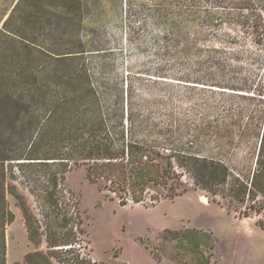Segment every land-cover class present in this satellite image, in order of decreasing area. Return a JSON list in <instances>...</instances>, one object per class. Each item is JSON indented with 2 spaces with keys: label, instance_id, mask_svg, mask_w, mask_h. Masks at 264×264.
<instances>
[{
  "label": "rangeland",
  "instance_id": "rangeland-1",
  "mask_svg": "<svg viewBox=\"0 0 264 264\" xmlns=\"http://www.w3.org/2000/svg\"><path fill=\"white\" fill-rule=\"evenodd\" d=\"M236 1L0 0V30L5 24L13 30L20 57L32 42L56 53L85 50L95 85L111 93L122 90L125 126L128 110L135 140L173 155L180 182L171 186L175 196L154 202L152 197L170 186L150 184L143 201L135 203L90 177L83 163H70L64 180L47 187L28 186L15 164H5L6 202L14 216L4 231L5 264H64L50 256L46 238L61 240L63 232L77 227L70 238L75 252L99 264H264V196L255 190L244 204L230 203L180 166L189 154L222 158L251 152L245 144L242 152L224 148L214 136L227 118L236 119L237 109H243V122L259 121L264 111V44L227 25L225 15L235 11ZM152 15L183 16L190 52L177 55L171 35L164 39L169 24L155 23ZM214 47L219 50L210 61L206 51ZM232 67L234 72L222 70ZM218 86L241 89L248 99ZM254 163L250 159L243 167L250 177ZM60 167L48 168L59 178ZM34 188L37 194L50 190L62 205L60 213L45 197L36 198Z\"/></svg>",
  "mask_w": 264,
  "mask_h": 264
},
{
  "label": "trees",
  "instance_id": "trees-1",
  "mask_svg": "<svg viewBox=\"0 0 264 264\" xmlns=\"http://www.w3.org/2000/svg\"><path fill=\"white\" fill-rule=\"evenodd\" d=\"M236 3L235 11L225 15L229 18L227 25L237 27L254 42L264 44V0H239ZM182 17L152 15L155 23L169 24L164 39L168 40L171 35L177 55L190 52L189 44L184 43L187 36L183 33ZM205 20L210 21L208 17ZM5 25L6 28L0 30V264H5V226L14 218L6 202L5 164H15V171L22 172L28 186H56L64 180V172L70 163H83L90 177L99 179L115 194L120 191L129 194L135 203L143 201L142 192L150 184L170 186L165 194L152 197L153 202L178 193L171 188L180 183L171 162L174 156L162 154L154 146L135 140L129 127L131 115L128 110L126 126L124 123L122 90L111 93L107 89H98L84 59L85 50L67 48L66 52L56 53L55 48L32 42L25 45V58H21V47L14 44L15 33ZM218 50L214 47L206 51L210 61ZM235 69L222 68L230 72ZM218 87L232 91V97L248 99L247 93L242 94V90L234 86ZM126 94L129 97V92ZM234 116L236 119L227 118L214 136L220 142L222 140L224 148L233 147L242 152L245 144L251 150L249 156L234 154L219 158L189 154L181 159L183 164L180 166L187 167L194 181L211 194H220L230 203L244 204L255 190L264 196V191L258 188L264 186V111L257 122H243L242 108L237 109ZM235 130L238 135L234 134ZM235 136L238 142H235ZM253 158L255 163L250 177L243 167ZM50 166H61L59 178L56 172L49 170ZM31 193H36L38 199L45 197L51 210H57L55 212L62 208L57 199L52 200L50 190L41 189L37 194L34 188ZM125 195L117 196L124 201ZM244 214L248 215V212ZM72 216L70 214V218ZM78 229L68 228L61 240L54 242L46 238L50 256L64 264H99L75 252L76 241L70 238ZM175 233L180 234V231ZM53 234L56 233L50 236ZM29 236L32 239L31 232ZM57 247L65 250L56 253ZM45 259L49 263L48 258Z\"/></svg>",
  "mask_w": 264,
  "mask_h": 264
}]
</instances>
